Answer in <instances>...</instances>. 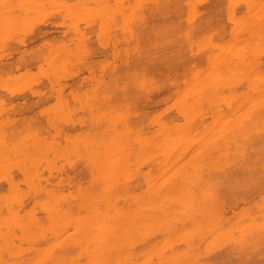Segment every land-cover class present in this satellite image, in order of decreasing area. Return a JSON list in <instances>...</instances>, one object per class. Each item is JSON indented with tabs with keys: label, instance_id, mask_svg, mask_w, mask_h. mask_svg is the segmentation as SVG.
Masks as SVG:
<instances>
[{
	"label": "bare ground",
	"instance_id": "obj_1",
	"mask_svg": "<svg viewBox=\"0 0 264 264\" xmlns=\"http://www.w3.org/2000/svg\"><path fill=\"white\" fill-rule=\"evenodd\" d=\"M0 51V264L264 262V0H0Z\"/></svg>",
	"mask_w": 264,
	"mask_h": 264
},
{
	"label": "rangeland",
	"instance_id": "obj_2",
	"mask_svg": "<svg viewBox=\"0 0 264 264\" xmlns=\"http://www.w3.org/2000/svg\"><path fill=\"white\" fill-rule=\"evenodd\" d=\"M47 18H48V21H49V22L53 23V20H54V17H53V16L48 15ZM50 20H52V21H50ZM22 36H23V35H22ZM22 36H20V37H22ZM47 41H49V39H48ZM97 45H98V44H97ZM21 50H22V54H25V53H26V52H25V47L22 48V49L20 48V51H21ZM0 52H1V51H0ZM3 52H5V51H3ZM3 52L0 53V54H1L0 56H3V55H2ZM6 52L8 53L9 51L6 50ZM19 54H20V53H19ZM0 58H1V57H0ZM1 60H2V59H1ZM82 73H83V71H82ZM44 80H45V79H44ZM38 81H39V79H38ZM46 81H47V78H46ZM32 82H33V81H32ZM229 85H230L229 87L232 89V88H233L232 84H229ZM46 90H48V89H46ZM47 92H48V91H46V93H47ZM0 96H1V95H0ZM1 97H2V98H3V97L5 98L6 96H1ZM7 98H8V96H7ZM7 98H5V99H1V98H0V100L7 101V100L9 99V98H8V99H7ZM29 98H30V101L33 99L32 96L29 97ZM29 98H28V99H27V98H24L25 101L27 100V101H26V104L29 103ZM21 101H22V100H21ZM43 102H44V104H43ZM43 102H41V105H40V103H38L37 105L40 106V107H41V106L44 107L45 104H46V105L48 104V103H46V100L43 101ZM32 103H33V102H32ZM32 103L30 102V104H32ZM49 103H50V100H49ZM26 104H24V105H26ZM42 104H43V105H42ZM28 105H29V104H28ZM46 105H45V106H46ZM26 106H27V105H26ZM26 106H25V107H26ZM33 106H34V105H32L31 107H33ZM35 106H36V105H35ZM35 106H34V109H35V110H38L39 107H38V106L35 107ZM28 107H29V106H28ZM36 108H37V109H36ZM29 109H30V107H29ZM32 109H33V108H32ZM34 109H33V110H34ZM36 116H37V114H36ZM37 118L41 120V122H40V120H39V122H40V124H43V125H41V126H42L45 130H46V128H47V129L50 128L49 126H51V125H47V124L45 123L46 121H45L44 119H41L40 116H37ZM37 123H38V122H37ZM37 123H36V124H37ZM228 125H230V122L228 123ZM61 126H62V125H61ZM51 127H52V126H51ZM53 127H54V126H53ZM51 129H53V130H51ZM55 129H56V128H50L51 131H50V130H49V131L52 133V131L54 132ZM262 264H264V262H263Z\"/></svg>",
	"mask_w": 264,
	"mask_h": 264
}]
</instances>
